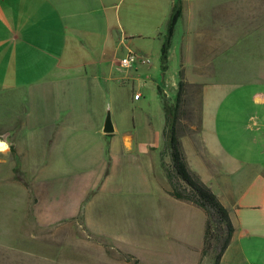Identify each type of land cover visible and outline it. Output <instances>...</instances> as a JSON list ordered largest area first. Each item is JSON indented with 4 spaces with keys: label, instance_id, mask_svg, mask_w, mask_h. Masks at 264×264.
Masks as SVG:
<instances>
[{
    "label": "crops",
    "instance_id": "1",
    "mask_svg": "<svg viewBox=\"0 0 264 264\" xmlns=\"http://www.w3.org/2000/svg\"><path fill=\"white\" fill-rule=\"evenodd\" d=\"M177 3L183 9L177 27L183 23L194 34L195 46L183 43L186 60L177 70L167 65L162 87L166 97L180 81L201 87L200 131L182 136V145L189 169L234 226L220 264H245L247 253L264 257V0H0V136L11 144L0 163L12 167L5 176L0 168V197L14 192L18 201L23 185L33 261L42 252L51 260L46 248L35 252L36 234L77 247L80 234L103 240L115 236L107 228L133 229L141 245L148 241L141 229L150 227L158 253L210 264L209 253L203 255L206 212L163 186L171 164L166 120L160 130L150 123L137 129L121 108L120 85L138 80L144 64L123 73L126 56L116 58V40L161 32ZM155 193L182 205L151 208L148 196ZM108 207L131 220L100 223L104 216L95 213ZM152 209L157 216L148 223ZM195 211L204 213L200 222L168 215Z\"/></svg>",
    "mask_w": 264,
    "mask_h": 264
},
{
    "label": "rangeland",
    "instance_id": "2",
    "mask_svg": "<svg viewBox=\"0 0 264 264\" xmlns=\"http://www.w3.org/2000/svg\"><path fill=\"white\" fill-rule=\"evenodd\" d=\"M124 7L125 5H123L122 11ZM198 23L204 26L208 24L210 27L212 22L202 20ZM153 30L154 31L151 32L142 30L138 31L139 34L137 36L127 37V39L124 41V44L120 42V37H118L115 42L116 52L118 53L116 58L121 59L125 57L129 51H132L151 61V64L149 65H140L142 67L141 70L143 73H140L138 80L134 79L133 81L126 82L124 86L120 85V98L122 99L123 104V106H121L122 111L127 113V116L131 122L133 119L136 120L137 129L140 128L142 124L150 123L154 125L157 130H160L164 128L165 124V114L162 106L161 96L158 92V86L163 85V78L161 76L164 72V69L161 61V48L162 44L164 43L163 41L166 34V27L164 26L161 32H158L157 29ZM190 39L193 40L192 46H195L194 43L196 37H194L193 33H189L186 26L181 23L179 27H177L175 41H172L173 51L168 54L167 65L171 70H177L180 66V63L182 62V59L184 58L186 60V55L184 54L183 56L181 54V47L184 42H187ZM167 87L169 88L170 86ZM175 93L176 90L174 88H170L168 96L166 97L168 101L172 102L174 100ZM136 94L141 95L142 99L140 102L134 101V96ZM191 106L194 109L198 107V101L195 100V103H193ZM118 109L119 106L116 105L114 121H119V116H117ZM192 123L187 117L183 118L181 122V125L183 126V136L189 135L190 130L194 129L195 123L194 121ZM124 129H127V127L125 126ZM164 150V146L159 149V151L162 152ZM10 153L11 151L8 154ZM4 159H6V156L0 154V161H3ZM168 159L171 161V157H168ZM165 167L167 169V173L171 171L170 163L169 165H165ZM0 168H2V175L4 176L11 173V164L7 162L0 163ZM156 173L158 179L161 177L160 174L164 175L163 170L160 167L157 168ZM163 186L171 190V192L177 190L183 195H189L190 193L189 188L177 178L169 179V181L166 179L165 181L164 177ZM17 197L18 201H16L14 192L12 195L9 194L0 197V264H17L18 260L16 253L19 254L20 258H18V264H106L105 259H100L99 255L102 252L115 256L116 258H120L121 264H123L124 260L130 264L185 263V261L182 260L175 262L174 260L167 258V256L164 254L155 251L156 245L153 244L155 238L152 235L154 230L150 227H147V229H141V231H143L148 237L147 243L141 245L138 243L139 236L135 234L137 230L133 229L112 230L107 228L106 231H108V233H112L115 236L114 238L111 237L103 240L93 239L91 237L87 239L85 234H80L81 241L80 245L77 247L67 243L64 244L65 242L60 238V236L53 235L52 233L50 236L45 237L43 234H36L38 238L35 240L34 244L35 252L41 253L43 248H46L51 260L44 261L46 254L42 252V258H38L33 261L31 258L33 251V243L31 240L32 232L29 228L30 205L26 201V192L23 185H20ZM120 200V203L124 205L122 199ZM188 203L194 202L188 201ZM180 204V202H176L174 200L160 199V197L157 196V193H155L153 197L148 196V206L151 208L162 205L178 206ZM114 206H117V204ZM127 214L128 213H126L125 210H123V213L114 214L112 208L108 207L105 213L96 212L95 216H104V218L100 219L99 222L113 225L117 224V221H122V223L130 221L131 219L128 218L129 216H127ZM168 215L176 217V220H179L180 218H186L187 220H192L195 222H200V220L204 219L205 217L202 211L187 212L184 214L182 212H175ZM118 216H124L125 218L118 220L115 218ZM146 216L148 223H151L155 220L157 213H155L152 209L151 212L149 210ZM16 217H18V222ZM209 255L211 257L209 261L210 264H214L213 252H209ZM61 258H67L70 261H65ZM263 260L264 257L250 255V253H247L245 264H264Z\"/></svg>",
    "mask_w": 264,
    "mask_h": 264
},
{
    "label": "trees",
    "instance_id": "3",
    "mask_svg": "<svg viewBox=\"0 0 264 264\" xmlns=\"http://www.w3.org/2000/svg\"><path fill=\"white\" fill-rule=\"evenodd\" d=\"M182 14V5L177 3L166 26L161 57L164 71L167 68L168 54ZM200 89L201 87L198 85L180 81L174 100L170 102L164 95L163 87L158 86L166 120L165 135L171 157V171L167 174L169 179L177 178L183 182L190 192L189 195H183L174 190L171 195L179 200L194 202L208 215L205 225L203 255L213 252L214 264H220L224 253L232 242L234 226L228 210L221 204L218 197L189 169L182 145L183 126L181 122L183 118L187 117L191 123L193 121L195 123L194 129L190 130L189 135L200 131ZM195 100L198 101V107L195 106L194 109L191 105L195 103Z\"/></svg>",
    "mask_w": 264,
    "mask_h": 264
},
{
    "label": "built area",
    "instance_id": "4",
    "mask_svg": "<svg viewBox=\"0 0 264 264\" xmlns=\"http://www.w3.org/2000/svg\"><path fill=\"white\" fill-rule=\"evenodd\" d=\"M136 62H141V64L149 65L151 61L147 58H144L132 51L126 55V57L120 62V69L123 73L130 71ZM141 98L140 94L135 95V100ZM11 151V144L0 136V154H8Z\"/></svg>",
    "mask_w": 264,
    "mask_h": 264
}]
</instances>
